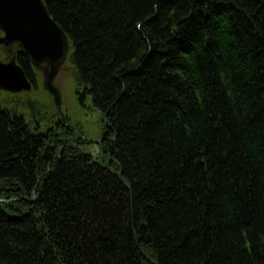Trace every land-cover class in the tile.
Returning a JSON list of instances; mask_svg holds the SVG:
<instances>
[{
    "label": "trees",
    "instance_id": "16d2710c",
    "mask_svg": "<svg viewBox=\"0 0 264 264\" xmlns=\"http://www.w3.org/2000/svg\"><path fill=\"white\" fill-rule=\"evenodd\" d=\"M42 1L102 142L0 101V264H264V0Z\"/></svg>",
    "mask_w": 264,
    "mask_h": 264
},
{
    "label": "water",
    "instance_id": "95a60500",
    "mask_svg": "<svg viewBox=\"0 0 264 264\" xmlns=\"http://www.w3.org/2000/svg\"><path fill=\"white\" fill-rule=\"evenodd\" d=\"M0 45L18 44L35 67L45 64L44 89L60 111V95L54 79L66 59L68 38L52 20L42 0H0ZM31 81L14 59L0 62V90L10 93L30 91Z\"/></svg>",
    "mask_w": 264,
    "mask_h": 264
},
{
    "label": "rangeland",
    "instance_id": "374dc122",
    "mask_svg": "<svg viewBox=\"0 0 264 264\" xmlns=\"http://www.w3.org/2000/svg\"><path fill=\"white\" fill-rule=\"evenodd\" d=\"M69 54V53H68ZM69 56L58 72L54 85L61 98V113L55 117V109L51 97L42 88V69L36 73L37 88L29 93L10 95L0 92V101L10 109H16L17 114L38 119L53 117L56 121L64 122L65 130L77 131L80 138L86 143L88 150L95 156L100 152V141L103 135L101 115L93 110L89 101L84 107L78 103L76 85L74 83V68ZM0 62L7 63L6 56L0 49ZM105 123V122H104ZM87 151V150H86Z\"/></svg>",
    "mask_w": 264,
    "mask_h": 264
}]
</instances>
